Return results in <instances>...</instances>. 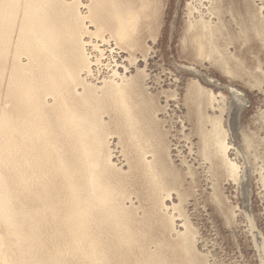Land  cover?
<instances>
[{
	"label": "bare ground",
	"instance_id": "obj_1",
	"mask_svg": "<svg viewBox=\"0 0 264 264\" xmlns=\"http://www.w3.org/2000/svg\"><path fill=\"white\" fill-rule=\"evenodd\" d=\"M158 4L159 0H88L87 6L81 0H0V264H178L179 252L184 255L181 264H197L186 234L178 246L147 244L152 240L149 229L136 231L142 225V217L133 210L137 205L126 206L137 198V191H125L122 171L110 163L108 136L115 131L125 142L122 147L128 144L125 150L137 153L136 162L142 165L137 169L147 177L155 203L162 207L169 186L181 179L169 162L166 138L157 128L155 99L147 93L144 79L119 77L117 82L113 76L98 88L87 81L91 75L82 78L84 72L92 74L84 40L89 27L97 36L108 35L121 47L133 49L144 28L155 32ZM189 27L192 42L204 33L213 37L220 32L204 20ZM215 52L211 48V55ZM223 58L220 63L228 65ZM189 95L194 108L204 94L192 86ZM225 139L219 127L203 132V156L207 162L213 158L227 163V174L238 180V167L225 161ZM128 152V167L136 172ZM172 220L165 226L170 228ZM142 236L145 242L140 243ZM135 249L140 258L133 255Z\"/></svg>",
	"mask_w": 264,
	"mask_h": 264
},
{
	"label": "rangeland",
	"instance_id": "obj_2",
	"mask_svg": "<svg viewBox=\"0 0 264 264\" xmlns=\"http://www.w3.org/2000/svg\"><path fill=\"white\" fill-rule=\"evenodd\" d=\"M81 3L87 6L88 0ZM156 18L155 32L144 28L139 45L132 50L121 47L117 39L108 35L97 36L94 27H89L90 34L84 37L92 74L84 72L82 78L91 75L87 81L100 88L115 78L119 82L121 77L133 80L141 75L147 93L155 99L154 114L160 125L157 128L166 138L169 162L180 172L181 179L175 187L167 189L173 193L167 192L170 196L166 193L160 201L168 209H162L149 196L147 177L142 169L139 172L141 167L137 169L141 164L130 148L127 149L134 156L136 172L130 165L132 173L125 176L130 170L128 160H132L125 150L129 145H124V149L121 137L119 143V135L109 132L113 133L108 136L110 157L113 156L110 163L122 171L125 191L133 195L137 191V198L131 194L133 199L126 203L128 208L137 205L132 209L142 217V225L136 231L149 229L146 232L152 240L147 244L160 241L170 246L180 245V238L188 235L197 264H264V0H159ZM199 20L208 21L214 29L219 27L220 32L213 37L204 33L192 42L193 36L187 32ZM195 43L200 44L199 48ZM211 48L216 51L213 55ZM221 58L228 59L229 64H221ZM192 86L204 94L194 108L189 95ZM104 121L108 123V117ZM216 127L226 133L225 161L238 167V180L228 175L227 163L220 159L217 164L213 158L207 162L203 156L202 133ZM121 151H127V159ZM149 156L147 161L152 162V155ZM139 209H143L141 213ZM142 239L143 236L140 243L145 242ZM134 251L133 255L140 258L139 249ZM183 260V253L179 252L178 264Z\"/></svg>",
	"mask_w": 264,
	"mask_h": 264
}]
</instances>
